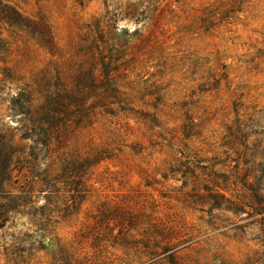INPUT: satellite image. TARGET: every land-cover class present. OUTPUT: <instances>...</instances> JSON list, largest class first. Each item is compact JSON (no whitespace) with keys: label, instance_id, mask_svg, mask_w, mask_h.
<instances>
[{"label":"rangeland","instance_id":"1","mask_svg":"<svg viewBox=\"0 0 264 264\" xmlns=\"http://www.w3.org/2000/svg\"><path fill=\"white\" fill-rule=\"evenodd\" d=\"M0 1L54 45L1 25L0 264H264V0Z\"/></svg>","mask_w":264,"mask_h":264},{"label":"trees","instance_id":"2","mask_svg":"<svg viewBox=\"0 0 264 264\" xmlns=\"http://www.w3.org/2000/svg\"><path fill=\"white\" fill-rule=\"evenodd\" d=\"M82 2V0H77ZM6 23L11 27L19 28L25 30L32 36H36L40 43L48 48L49 50H54L53 40L51 38V33L47 26L43 22L32 23L23 19L14 10L3 6L0 1V60L4 58L7 54V48L1 38V25ZM28 96L24 93L17 96L16 103L18 107L25 111L24 117L28 119L29 123L32 124V129H30L31 134L38 133L37 136L43 138L42 145L47 148L50 141L55 140L58 142L60 135L64 128L61 123L65 120V112L61 111L59 108H55L51 103V97L46 98L44 103L39 107L38 111L34 114L31 113L30 107L26 106L29 102ZM62 127V128H60ZM29 137L28 133H24L22 138ZM19 161L15 159V152L5 141V138L0 137V200L4 201V204L0 203V228L5 226L7 221L6 216L9 212H15L21 204H15V201L20 202L21 199L14 196L11 191H7V187L13 177V173L16 171ZM82 171L79 170L78 173ZM48 179V178H46ZM45 182V180H44ZM48 183V182H47ZM75 195L79 196L81 191L72 190ZM25 203V202H21Z\"/></svg>","mask_w":264,"mask_h":264}]
</instances>
